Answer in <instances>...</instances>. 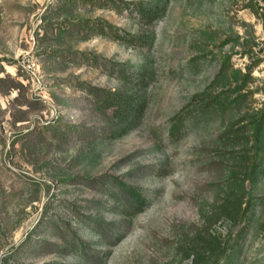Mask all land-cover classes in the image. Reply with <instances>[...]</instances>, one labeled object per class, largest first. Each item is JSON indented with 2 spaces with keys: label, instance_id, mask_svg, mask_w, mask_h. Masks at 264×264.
Instances as JSON below:
<instances>
[{
  "label": "rangeland",
  "instance_id": "obj_1",
  "mask_svg": "<svg viewBox=\"0 0 264 264\" xmlns=\"http://www.w3.org/2000/svg\"><path fill=\"white\" fill-rule=\"evenodd\" d=\"M124 1L0 0V264H264V1Z\"/></svg>",
  "mask_w": 264,
  "mask_h": 264
},
{
  "label": "trees",
  "instance_id": "obj_2",
  "mask_svg": "<svg viewBox=\"0 0 264 264\" xmlns=\"http://www.w3.org/2000/svg\"><path fill=\"white\" fill-rule=\"evenodd\" d=\"M264 1V0H263ZM103 5H101L100 8L102 9H113L115 10L118 14H123L124 12L130 13V14H135L138 18L140 19H147L149 22H153L155 19H157L159 17V12L155 9H146L143 5H145L143 2L139 1V2H126L124 0H103ZM251 11L258 16V9H257V5H255L254 3H249L247 5ZM245 86L242 85L240 86V89L238 91H243L245 89ZM93 89H90V94H92ZM232 105V104H230ZM253 117H251V119H245L248 121L249 126H246L247 128H252V132L253 135L256 139V141L259 143L260 139L263 136L264 133V111L261 113V115H259L258 117H256L255 119H252ZM251 131V130H250ZM254 151H255V157H258V152L259 149L255 146L254 147ZM254 163H256V159L253 160ZM257 163L255 164L254 168H251L248 172L245 171L244 173L247 176V180L251 179L252 176L255 174L256 172V166ZM231 207L233 208V214L235 211H237L236 215L238 214V210L241 207V204H234L231 205ZM248 212V207H245L243 209V217L246 215V213ZM217 256L218 259L219 257L223 256L225 253V249L224 248H220L217 247Z\"/></svg>",
  "mask_w": 264,
  "mask_h": 264
}]
</instances>
